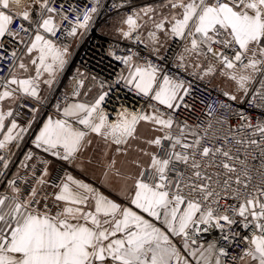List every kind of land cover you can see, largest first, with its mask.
<instances>
[{
    "label": "snow or ice",
    "instance_id": "snow-or-ice-1",
    "mask_svg": "<svg viewBox=\"0 0 264 264\" xmlns=\"http://www.w3.org/2000/svg\"><path fill=\"white\" fill-rule=\"evenodd\" d=\"M89 3L0 0V264H264V0L114 3L138 47L108 52L115 80L76 68L38 126L101 14ZM216 82L224 99L194 115ZM121 87L145 104L113 119Z\"/></svg>",
    "mask_w": 264,
    "mask_h": 264
},
{
    "label": "built area",
    "instance_id": "built-area-1",
    "mask_svg": "<svg viewBox=\"0 0 264 264\" xmlns=\"http://www.w3.org/2000/svg\"><path fill=\"white\" fill-rule=\"evenodd\" d=\"M67 3L68 0H65ZM71 3L77 6H90L89 0H70ZM136 6H141L144 4H158L160 0H132ZM116 3H121V0H101L102 10L101 14L96 17L93 27L89 30L88 35L84 38V41L80 45L76 46V54L73 57V65L69 66L65 75L61 78L60 83L57 85L56 89L52 92L48 98V102L43 105V109L46 112L55 113V104L57 101L63 103V94L66 88L69 87V81L72 75L75 74L76 68H81L82 71H88L91 75L99 74L101 79L115 80L117 74L123 69V65L118 61L113 60L108 52L114 50L117 56L125 55L127 48L131 47L133 50L137 48V45L129 44L128 41L123 40L119 37L111 36L102 31L103 27L110 25L113 17L117 15H125L126 12L120 11L112 8V5ZM178 42H174L172 46V51L178 50L176 45ZM121 49H124L122 51ZM167 54L169 59H171V51ZM145 56L148 55L147 52L144 53ZM154 59V58H153ZM83 66V67H81ZM163 67H167V62L162 63ZM126 74V73H125ZM2 75V74H0ZM195 96L196 113L194 115H201L206 112L207 104L213 103L220 99H224L219 96V88L216 84H199L197 90L193 93ZM201 101H204L203 103ZM145 104V100L141 97L136 96L132 92H128L126 88H118L113 90L108 98L105 105L107 111L111 114V117L115 118V112L113 109H119L121 105L129 108L130 110L136 108L140 109L141 106ZM244 107H247L246 105ZM255 115V113H253ZM28 115L25 114L21 117V121L27 119ZM25 143L23 152L19 157L18 161L23 159V154L32 148L30 139ZM10 178V176H9ZM2 187V185H0Z\"/></svg>",
    "mask_w": 264,
    "mask_h": 264
},
{
    "label": "crops",
    "instance_id": "crops-1",
    "mask_svg": "<svg viewBox=\"0 0 264 264\" xmlns=\"http://www.w3.org/2000/svg\"><path fill=\"white\" fill-rule=\"evenodd\" d=\"M121 16H122V15H117V16L113 17V19H112L110 25H108V26H106V27H103V28H102V31L105 32V33L108 34V35L118 37L117 34L115 33V32H116L115 29H116V27H117L118 24H119V21H120V19H121ZM173 43H174V42H173ZM165 51H167V49H166ZM51 94H52V93H51ZM51 94H48V93H42V95H46L48 98L50 97ZM41 108H42V111H41V113L39 114L38 126H42V123H41V122L44 121V120H46L47 116H52L53 119L59 118V117H58V114H56V113H54V112H46V111L43 109V105L41 106ZM38 126H34V128H33V133L36 132V131H38ZM26 140H28V138H26ZM24 145H25V144H24ZM24 145H23L22 148L17 152L16 156L13 157V161H14V163H13V165L11 166V169H10L11 172H15L16 168H17L18 165H19V162H17V161H18L19 157L21 156V153L23 152ZM73 174H77V173L75 172V170H73ZM82 178H84L86 181H88V180H92V179H93V177H91L90 175H89V176H86V177H82ZM102 190L105 192L106 195H109L110 197H114V196H115V193L112 192V191H110L109 189H106V188H105V189H102Z\"/></svg>",
    "mask_w": 264,
    "mask_h": 264
},
{
    "label": "rangeland",
    "instance_id": "rangeland-1",
    "mask_svg": "<svg viewBox=\"0 0 264 264\" xmlns=\"http://www.w3.org/2000/svg\"><path fill=\"white\" fill-rule=\"evenodd\" d=\"M116 33V32H115ZM169 44L172 45L173 44V41H169ZM166 50V49H165ZM214 84H218V82L214 83Z\"/></svg>",
    "mask_w": 264,
    "mask_h": 264
},
{
    "label": "bare ground",
    "instance_id": "bare-ground-1",
    "mask_svg": "<svg viewBox=\"0 0 264 264\" xmlns=\"http://www.w3.org/2000/svg\"><path fill=\"white\" fill-rule=\"evenodd\" d=\"M179 44L176 45V48H178Z\"/></svg>",
    "mask_w": 264,
    "mask_h": 264
}]
</instances>
